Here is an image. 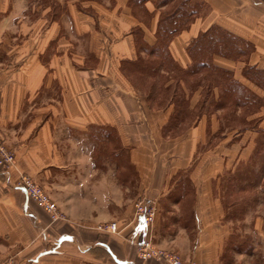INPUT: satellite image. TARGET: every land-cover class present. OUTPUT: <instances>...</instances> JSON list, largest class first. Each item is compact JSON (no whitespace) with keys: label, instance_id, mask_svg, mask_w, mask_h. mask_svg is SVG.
<instances>
[{"label":"crops","instance_id":"obj_1","mask_svg":"<svg viewBox=\"0 0 264 264\" xmlns=\"http://www.w3.org/2000/svg\"><path fill=\"white\" fill-rule=\"evenodd\" d=\"M26 1H12L0 20L6 25L0 34L27 19ZM129 1H98L94 7L104 15L102 23L113 25L110 33L100 28L92 35L78 34L76 20L82 17L71 9L70 34L54 22L41 35H0V135L17 158L8 174L0 173V263L15 256L19 264H159L137 256L138 245L152 240L174 248L186 262L224 264L223 245L232 233L223 226L216 191H202L201 148L208 118L201 116L186 134L172 138L179 146L171 147L170 166L165 159L156 165L160 143L169 145L161 132L173 106L159 111L144 107L143 97L119 69L121 60L137 58L132 26L143 30L152 47L160 17L182 0H138L150 17L148 26L132 15ZM185 3L187 11L193 10V22L168 45L180 67L192 63L189 43L220 26L251 41L256 46L252 63L264 68V19L253 12L254 0ZM95 19L100 22L101 16ZM93 59L94 66H85ZM215 62L230 65L221 58ZM201 97L199 89L191 109ZM214 119H209L213 133ZM121 153L138 174V191L118 180ZM226 157L229 162V153ZM180 173H188L196 191H174L185 177ZM23 175L48 190L66 220L53 223L18 187ZM188 199L191 209L184 207ZM140 201L155 206L152 225H142L136 216L134 205ZM102 222H117L118 233H99L95 228Z\"/></svg>","mask_w":264,"mask_h":264},{"label":"trees","instance_id":"obj_2","mask_svg":"<svg viewBox=\"0 0 264 264\" xmlns=\"http://www.w3.org/2000/svg\"><path fill=\"white\" fill-rule=\"evenodd\" d=\"M185 4V1H180L171 6L168 14L160 17L155 35L156 43L152 47L146 44L141 28L133 31L137 59L123 61L122 70L126 76L135 75L140 81L153 78L158 79L159 83L163 82L158 90L163 96L161 101L167 102L168 106L171 105L174 109L164 127L165 134L172 132L176 136L178 132L187 131L196 124L201 116L213 115L220 120V125L211 137L219 139L228 131L237 133L238 138L244 132H253L255 138L252 157L247 162L241 161L240 166L247 167L246 173L228 179L225 186V189L236 191L235 193L251 191L264 175V126L261 125L264 121V68L251 62L256 53V46L251 41L220 26H213L201 32L189 43L187 52L192 63L187 68L180 67L172 58L168 45L180 31L188 28L193 22V10L187 11ZM129 5L138 9L144 17H149L138 0H130ZM143 54L145 58L142 57ZM216 58L242 63L240 78L235 70L216 64ZM199 89L202 94L200 104L191 109V97ZM150 105L153 108V104ZM259 114L261 116H257ZM236 122L241 123L242 127H238ZM208 129L211 132L209 124ZM255 165H259L258 172L253 170ZM237 171H240L239 167ZM174 191H193V187L181 179ZM228 193L229 191H226V194ZM252 203L251 199H240L235 201L232 207H226L233 208L236 218L241 219ZM234 215L232 214V217ZM238 238L233 234L225 244L222 256L225 264L226 261L232 260L234 253L252 252V249L239 242Z\"/></svg>","mask_w":264,"mask_h":264},{"label":"rangeland","instance_id":"obj_3","mask_svg":"<svg viewBox=\"0 0 264 264\" xmlns=\"http://www.w3.org/2000/svg\"><path fill=\"white\" fill-rule=\"evenodd\" d=\"M12 1H18V0H0V20L1 21L6 18V14H7L6 11L11 7ZM98 1L107 2V0H46L44 2L42 0H28V2L26 1L27 8H26V13H25V16L27 19L25 20L21 19L19 27H16V29L13 27V29L9 31L6 30L7 32H5L4 34H0V35H41L46 30H49L51 24H53L54 22H58L60 24L62 33L70 34L71 32L70 30V20H71L70 10L71 9L73 10V13L76 12L80 17H82V21L80 19L76 20L77 27H78V32H77L78 34L92 35L98 32L100 28L102 30L104 29L105 32L108 31L110 33L113 29V25L109 23V21H107L106 23H102L104 20L103 18L104 15L101 14L98 9L94 8L96 7V5H100ZM254 2L255 3L252 6L253 12L255 13V15H259V16L262 15L261 18L264 19V0H254ZM170 6H172V4H170ZM23 7L25 9V4L22 5L21 9H23ZM129 8L132 11H134L132 12V15L136 16L140 22H143L145 26L149 25L148 23L150 22V17H144L142 13H139L138 9H134L131 6H129ZM107 12H109L110 16H113V13H111L112 11H107ZM95 15L101 16L100 22H98L97 19H95ZM115 21L117 22V20ZM5 26H6L5 24L4 25L0 24V33L4 31V29L6 28ZM128 27H129V24L127 28ZM134 30L135 29L132 26L130 31L133 32ZM82 33H87V34H82ZM83 40L85 39L83 38ZM142 57L145 58V55L143 54ZM223 60L230 63V65H227V64L223 65L224 67L235 70L237 76L240 74L241 69L243 67L242 63H236L228 59H223ZM252 60H254V58H252ZM123 61L125 60H121L120 62V66H119L120 72L126 78V81L131 86V88L135 89V91L139 93L140 96L143 97L141 98V100L144 103V107L151 108L150 104H153L152 105L153 108L151 109L159 111V110H164L165 108L171 106V105L168 106L167 102L163 103V101H161L163 100L162 99L163 96L162 94L158 93V90L162 86L163 82L159 83L158 79H153V78L146 79V81H140L136 79L135 75H132V74H129L126 76L124 74V71L122 70ZM94 65H95L94 59L91 60L89 63L87 62L85 64V66H88V67L89 66L92 67ZM146 98H148L149 100H147ZM160 105H163V106L161 107ZM257 116H261V115L259 114ZM170 117L171 116H169L168 121L170 120ZM207 118H208V124H210V120L211 118L214 119V116L213 117L208 116ZM215 118L216 119H214V127L217 132L219 129L218 127L220 125V120H218L216 116ZM236 124L239 125L238 127H242L241 123L236 122ZM261 125L264 126V121L262 122ZM161 134L164 137L165 141H169L168 143L169 145L165 146L160 143L159 148H158L160 153L158 157H156V165L161 166L165 159V165L167 164L168 166H170L171 161H172L171 159H169L171 147L179 146V144L177 143L178 141H175L176 143H173L171 140L172 138L173 139H178V137L180 138V136L186 134V131H183V132L180 131L175 136L174 133L172 132L169 134H165L164 129H163ZM211 135L213 136V132L212 130L210 132L208 129L206 132V139L202 142V148H201V151H202V161H201L202 162V191H216V198L219 199V202L224 209V213H223L224 218L222 221L223 226L225 225L224 227H227L228 230L231 231L230 232L232 233L231 235L234 234L235 236L239 237L238 238L239 242H243L245 245H247V247L252 249L251 253H236V254L234 253L232 260L226 261V264H264V175L260 178L256 187L252 189L251 191L235 193L236 191L234 192L231 191L230 186H229L230 190L225 189L228 179H231L232 177L234 178L238 175H244L246 173L247 167L243 168L244 166H242L241 168L240 166L242 162H247L252 157V154L254 151L253 150L254 149V144H253L254 139L252 138V136L255 137V134L253 132L247 131V132H244L242 135H239L237 138L236 137L237 133L227 131L226 133L221 135L219 139L218 137L216 138L215 136L211 137ZM248 136H250L248 141L251 143V146L249 147H247V144H245L247 142ZM243 138L245 139L242 140ZM1 139L5 143V145L11 151L15 153V151L8 146V144L6 143L5 140H3L2 137ZM241 140L242 142L239 145L235 146V149H232L230 147L232 144L233 145L237 144ZM229 141L230 143L228 147L230 149H226L227 147H225V144H228ZM244 144L246 146H243ZM240 145L242 146V148H239L241 147ZM228 153L231 156L229 162L226 161L227 157L225 158V156ZM121 155H122V157L120 158L121 163L119 164L120 174L118 176L119 177L118 180L121 183V185L123 184L126 187H128L129 191H138V178H137L138 174L135 172L134 168L130 165V162H129V159L127 158L126 153H121ZM16 159H15V164H16ZM224 160L226 161L225 163H224ZM238 167L240 171H237ZM252 167H253V164H252ZM253 170L258 172L259 165H255ZM182 175L185 176L182 179H184L185 182L187 181L193 187V185L191 184L188 178V173L187 174L181 173L180 175H178V177ZM26 176H29V175H26ZM21 177L19 178V181ZM29 177L34 179V177L32 176H29ZM238 183L239 181L237 179V185ZM243 183L245 182L243 181ZM44 191H48V190L44 189ZM193 191H196V188H193ZM226 191H229V193L226 194ZM46 193L51 197V195L48 192ZM240 199L241 200H244V199L253 200V203L247 208V210H245V213L243 214L241 219L236 218V216L233 213V208L230 209L229 207L228 208L226 207L228 205L232 207L233 204H235V201L240 200ZM190 204H191V201L188 199V201L185 202L184 207L185 208L187 206L190 207ZM168 205H169V202H168ZM163 206L168 207L166 202L163 203ZM189 209H191V207ZM135 214H137L136 211H135ZM188 214H190V210L186 215ZM232 214L234 215L233 217H232ZM63 220H66V216L61 213L60 219H58L57 221L53 223L63 221ZM218 222H219V217H218ZM112 223L116 224L117 229L115 232H108L107 230L103 231L100 229V228L103 229L104 227H107L108 225ZM217 226H220V224H217ZM95 229L99 233H103V234H116L119 231V225L117 222H102L98 224ZM154 245L157 248H160L161 250L167 253H175L179 255L182 258V260L186 262V260L182 257V255L178 253L174 248L170 246L167 247V246H160V245L158 246L156 244ZM224 247H225V244L223 245V254H224ZM138 251L139 250L137 247V256H138V259L142 262H145V263L146 262H157L159 264H168L165 260L144 261L140 258ZM252 255H254L255 257L254 260H252V257H253ZM234 256H237V258H234Z\"/></svg>","mask_w":264,"mask_h":264},{"label":"built area","instance_id":"obj_4","mask_svg":"<svg viewBox=\"0 0 264 264\" xmlns=\"http://www.w3.org/2000/svg\"><path fill=\"white\" fill-rule=\"evenodd\" d=\"M16 155L11 151L0 137V173L8 174L11 168L15 165ZM18 187L22 189L26 195L35 202L43 211H45L52 222L57 221L61 217L58 205L44 191V189L29 176H22L18 182ZM136 216L141 220L142 225H152L155 221L156 208L144 201L135 204ZM106 228V229H104ZM103 231L115 232L117 227L115 223L104 227ZM139 256L142 260H165L168 264H196L194 262H184L182 258L175 253H167L160 248H157L152 240H145L138 246ZM0 264H19L15 256L6 258Z\"/></svg>","mask_w":264,"mask_h":264}]
</instances>
